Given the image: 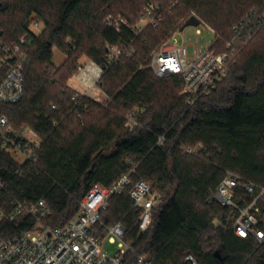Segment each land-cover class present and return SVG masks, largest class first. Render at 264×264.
Here are the masks:
<instances>
[{
	"label": "trees",
	"instance_id": "obj_1",
	"mask_svg": "<svg viewBox=\"0 0 264 264\" xmlns=\"http://www.w3.org/2000/svg\"><path fill=\"white\" fill-rule=\"evenodd\" d=\"M139 1L0 0V41L14 46L24 40L27 54L23 97L0 104V117L7 116L16 131H35L42 141L38 169L22 176L17 161L0 150V203L43 200L52 211L44 225L61 228L94 186L111 187L134 170L133 183L144 180L164 198L149 231L139 235L141 213L127 194L111 199L104 221L125 225L138 253L154 264H191L187 255L198 264H264V242L238 237L236 212L214 200L228 173L264 188V26L240 49L228 78L189 106L180 95L182 79L155 75L144 68L148 58L189 9L220 35L214 47L223 51L248 15L242 0H180L183 10L175 0ZM148 3L176 7L157 28L139 34L117 33L106 23L121 16L136 26ZM226 3L241 6V13L227 15L221 8ZM253 9L263 12L264 4ZM40 23L44 29L37 35L30 26ZM108 45H121L129 55L110 63ZM54 47L67 56L60 69L53 63ZM82 56L104 68L99 87L108 97L105 104L69 86ZM131 113L140 122L133 132L126 128ZM199 147L197 156L185 154ZM239 196L244 204L251 201L242 187ZM18 232L15 225L0 224V238Z\"/></svg>",
	"mask_w": 264,
	"mask_h": 264
},
{
	"label": "built area",
	"instance_id": "obj_2",
	"mask_svg": "<svg viewBox=\"0 0 264 264\" xmlns=\"http://www.w3.org/2000/svg\"><path fill=\"white\" fill-rule=\"evenodd\" d=\"M175 7L176 3L170 7L148 3L136 26H131L121 16H110L106 23L117 33L126 29L139 34L147 27L157 28ZM263 26L264 11L253 9L234 27V38L223 51L214 47L217 34L212 29L215 42L206 49L176 45L175 37H172L166 47L152 55L144 68L160 77H180L183 82L182 95L186 97L189 106H194L201 98L210 96L228 78L240 49L246 47ZM197 34H200V30H197ZM21 44H24V40H21ZM21 44L9 46L0 41L2 105L16 104L23 97L27 54ZM107 50L110 63L119 61L123 55H129V51L121 45H108ZM92 65L80 67L69 84L78 95L88 97V92L95 93L98 88L102 91L99 85L104 68L94 63ZM72 100L76 102L77 99L74 97ZM95 101L99 102L97 99ZM139 127L136 115L129 114L126 117V128L133 132ZM164 144L165 138L160 137L159 145ZM41 146L42 141L35 131H16L10 126L7 116L0 117V150L9 153L17 161L20 166L16 171L18 176L38 169ZM200 150L202 147L186 150L185 154L197 156ZM134 173V170L130 171L108 188L94 186L80 202L77 215L61 228L44 225L52 211L43 200L0 203V224L7 223L19 228L15 236L0 238V264H154L148 255L138 253L128 241L129 232L125 225H108L104 221L111 199L127 194L134 208L141 213L138 218L139 235L149 231L154 211L164 203V198L144 180L133 183L131 176ZM4 186L0 179V199ZM239 187L250 198L248 204H244L239 196ZM214 199L236 212L234 229L238 237L264 242V211L260 205L264 203L263 187L228 173L214 193ZM24 224L28 225L22 228ZM107 242L117 245L115 255L105 250ZM185 260L198 264L192 255H187Z\"/></svg>",
	"mask_w": 264,
	"mask_h": 264
},
{
	"label": "rangeland",
	"instance_id": "obj_3",
	"mask_svg": "<svg viewBox=\"0 0 264 264\" xmlns=\"http://www.w3.org/2000/svg\"><path fill=\"white\" fill-rule=\"evenodd\" d=\"M149 1H152V0H140L138 3H139V5L141 4L143 6V5H145V3L149 2ZM175 1L179 2V4H180L179 8L181 10L185 9V6L180 3V0H175ZM259 4H264V1L263 0H242L241 5H243L244 11L247 15L250 13V10L254 8V6L259 5ZM221 8L224 11H226L227 15H229V13L230 14L231 13L232 14L233 13H241V9H242L241 6H237L236 3H226V4H223V6H221ZM187 15H190L188 17V19L185 18ZM193 16L198 18L201 21V24L198 27H192V26L187 27L182 31L181 29L184 26V24ZM245 17L246 16H244V18ZM115 18H117V17H115ZM137 24H139V23H137ZM30 29L35 34L38 35L43 31L44 25L42 23L32 24L30 26ZM211 29L212 28L209 27L208 25H206L203 18L198 13H196V12L193 13L190 9L187 10L183 19L179 21V28L176 30V32L172 33L169 37H167L163 41V43L155 51L152 52V54L148 58V62H149V59L152 57V55H154L155 53H157L158 51H160L161 49L166 47V45L169 43V39L172 37H175L174 43L176 45H179V46L191 45L197 49H206V48L212 46L215 42V35L212 32V30L215 33H216V31L214 29H212V30ZM197 30H200V34H197ZM263 36H264V32H263ZM219 39H221V37L219 34H217V40H219ZM66 61H67L66 54L62 53L60 50H58L56 47H54L53 48V63L55 65V67L58 69L62 68V66L65 64ZM92 64H93V62H91L87 56H82L79 59V67H85V66L93 67ZM91 67H90V69H91ZM71 80L69 81V84H70ZM180 95H182V92L180 93ZM88 97L91 99H94V100L97 99L99 101V103H101V104H105L108 101V97L102 91H100L99 88L95 91V93H91V92L89 93L88 92ZM105 250L108 253H110L111 255H115L118 251V247L116 244H111V243L107 242L105 244Z\"/></svg>",
	"mask_w": 264,
	"mask_h": 264
},
{
	"label": "water",
	"instance_id": "obj_4",
	"mask_svg": "<svg viewBox=\"0 0 264 264\" xmlns=\"http://www.w3.org/2000/svg\"><path fill=\"white\" fill-rule=\"evenodd\" d=\"M201 24L200 20L196 17H191L185 24L184 26L182 27V31L187 28V27H198L199 25ZM216 201V199H214Z\"/></svg>",
	"mask_w": 264,
	"mask_h": 264
}]
</instances>
